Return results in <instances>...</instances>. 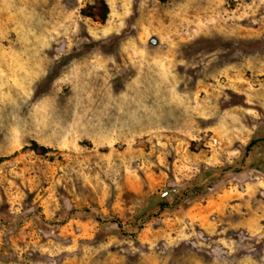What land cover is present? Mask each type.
I'll return each mask as SVG.
<instances>
[{
  "label": "rangeland",
  "instance_id": "rangeland-1",
  "mask_svg": "<svg viewBox=\"0 0 264 264\" xmlns=\"http://www.w3.org/2000/svg\"><path fill=\"white\" fill-rule=\"evenodd\" d=\"M0 264H264V0H0Z\"/></svg>",
  "mask_w": 264,
  "mask_h": 264
},
{
  "label": "trees",
  "instance_id": "trees-1",
  "mask_svg": "<svg viewBox=\"0 0 264 264\" xmlns=\"http://www.w3.org/2000/svg\"><path fill=\"white\" fill-rule=\"evenodd\" d=\"M107 15V8H106V10L104 11V13H103V18H105V16Z\"/></svg>",
  "mask_w": 264,
  "mask_h": 264
}]
</instances>
